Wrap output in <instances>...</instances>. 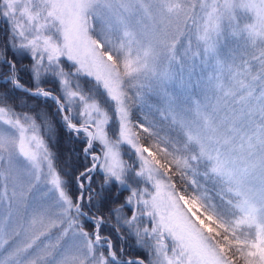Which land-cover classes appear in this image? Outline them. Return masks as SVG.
I'll return each instance as SVG.
<instances>
[{"label":"snow or ice","instance_id":"snow-or-ice-1","mask_svg":"<svg viewBox=\"0 0 264 264\" xmlns=\"http://www.w3.org/2000/svg\"><path fill=\"white\" fill-rule=\"evenodd\" d=\"M0 264H264V0H0Z\"/></svg>","mask_w":264,"mask_h":264},{"label":"trees","instance_id":"trees-1","mask_svg":"<svg viewBox=\"0 0 264 264\" xmlns=\"http://www.w3.org/2000/svg\"><path fill=\"white\" fill-rule=\"evenodd\" d=\"M149 98H154V97H149ZM66 137L63 136V134H61L60 136V142H61V151L63 152L64 150H66V148L68 147V145L65 143L66 141ZM74 147H78L77 145H73ZM67 159V157L62 156L61 158V162H63V160Z\"/></svg>","mask_w":264,"mask_h":264},{"label":"rangeland","instance_id":"rangeland-1","mask_svg":"<svg viewBox=\"0 0 264 264\" xmlns=\"http://www.w3.org/2000/svg\"><path fill=\"white\" fill-rule=\"evenodd\" d=\"M149 102L154 103L155 102V98H149Z\"/></svg>","mask_w":264,"mask_h":264}]
</instances>
